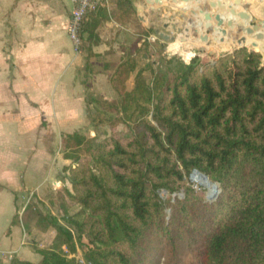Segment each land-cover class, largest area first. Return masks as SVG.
<instances>
[{"label":"trees","instance_id":"16d2710c","mask_svg":"<svg viewBox=\"0 0 264 264\" xmlns=\"http://www.w3.org/2000/svg\"><path fill=\"white\" fill-rule=\"evenodd\" d=\"M111 18L137 21L132 1L116 0ZM89 31L83 25L80 52L88 58ZM255 50L235 49L213 63L195 56L165 73L138 68L135 56L114 63L107 80L118 98L86 97L89 125L110 133L97 142L77 132L61 136L69 144L62 153L69 188L57 208L62 216L79 209L67 222L72 228L35 214L32 230L54 232L48 248L32 245L37 264H79L73 255L82 239L87 263L143 264L154 234L202 247L207 264H264V57ZM194 170L218 183L215 200L194 194ZM161 191L184 196L170 205Z\"/></svg>","mask_w":264,"mask_h":264},{"label":"crops","instance_id":"0c3cea01","mask_svg":"<svg viewBox=\"0 0 264 264\" xmlns=\"http://www.w3.org/2000/svg\"><path fill=\"white\" fill-rule=\"evenodd\" d=\"M115 1L110 0L106 9L89 13L84 21V28L93 35L90 50L94 56L88 58L86 50L74 52L67 34L70 0H0V249L14 252L13 259L34 264L41 260L31 249L38 231L32 230L29 221L25 227L22 213L29 199L69 187L63 182L62 172L69 161L63 159L58 147L62 135L80 133L83 128L88 116L86 97L116 99L107 80L116 63L114 58L119 57L120 62L127 54L131 57L138 52L145 36L154 34V27L161 22L169 25L167 29L162 27L163 32L175 33L171 28L175 24L165 20L169 18L165 8L169 0H159L162 6L155 0H131L137 21L131 18L124 24L111 18ZM187 1L192 7L197 3ZM229 3L216 0V8L212 9L216 13L210 23L216 26L224 21L221 15L226 12L222 15L225 21L233 19L241 33L219 42L218 50H226L231 43L234 46L254 42L264 55V25L260 23L264 22V0H243L239 9L261 25L256 31L244 27L248 24L239 12L224 11L226 7L234 9ZM162 7L158 19L154 12ZM200 15H192L191 19L197 20ZM239 20L244 23L243 28ZM87 32L82 35V43ZM201 32L202 28H198L197 33ZM247 32L255 38L243 42ZM223 34L219 31L218 35ZM186 35H180L171 46H181L184 57L189 59L194 52L191 43L182 41ZM158 42L160 46L167 45L162 40ZM16 214L20 215L18 223L12 224Z\"/></svg>","mask_w":264,"mask_h":264},{"label":"rangeland","instance_id":"374dc122","mask_svg":"<svg viewBox=\"0 0 264 264\" xmlns=\"http://www.w3.org/2000/svg\"><path fill=\"white\" fill-rule=\"evenodd\" d=\"M193 1H194V3L197 2L196 5L193 7L189 5V4H191V3H189L190 1L188 3L186 1H183L181 4H179L177 2V0H169V2H167V4H166L167 6L165 8H166V12L169 15V18L165 19V20H167L168 22L172 21L176 25V27L180 29L179 32H175L172 34V35H175V37H176L175 41L178 40L179 36L183 35L184 33H187L186 36H188L190 34V29L193 26L190 27L189 24L196 23V20L193 21L191 19V16L196 15V14L200 15V13H198L197 10L201 11V9H205V8L210 10L211 7H209L207 4L216 2V0H193ZM217 1L221 2V1H225V0H217ZM227 2H230L232 4V6L234 7V9H232V10L239 12L240 7H236L234 0L227 1ZM229 4H227V5H229ZM215 7H216V5H215ZM163 8L164 7H162L160 9V16L163 12ZM229 10L230 9L228 7H226V11L229 12ZM222 15H226V12L223 13ZM222 15H221V18L225 19L224 16H222ZM160 16H157L158 19L161 18ZM157 17H156V19H157ZM198 17L199 16H197V18ZM248 17L249 16H245L248 26L244 25V23H242V21L239 20L241 27L243 28V25H244V27L246 29L248 28V31H252L253 28H254L253 30L256 31L257 30L256 28L260 24L254 23L251 19L248 20L250 18V17L249 18ZM200 18H202V17H200ZM232 20L233 19L227 21L228 26L224 29L233 30L234 33H237V30L240 28L238 27V24L236 22H232ZM179 21L182 22L184 25L180 26V24L178 23ZM161 23L157 27H154V29H160L162 31ZM249 25L250 26L252 25V28H250ZM261 25H263V24H261ZM184 26H187V27H184ZM197 29L198 28H195V30H197ZM202 31H203V29H202ZM261 32L264 33V26H263V30H261ZM201 33H203V32H201ZM199 34L200 33H196L195 37L190 36V39L193 41V42H191V44L193 45L192 50L194 53H192V56L189 59H186L184 57L185 50L181 46L180 47L173 46V45L171 46V44L173 42L168 43V45H170L171 51H169V47L166 44H163V46H160L159 42L154 43L153 45L149 44L148 42H144L142 45H146V46L144 48H141V51L139 53L138 52L132 53V56L136 57V60L138 63V68L143 67L145 65H151L154 72L165 73L166 70H176L177 68L180 67L181 64L189 63L190 59L192 57H195V56L197 57V59L202 61V63H207V62L213 63L224 53H226V52L232 53L237 48L238 45H242V44H238L235 47V45L233 46L231 43L228 45L231 48L224 50V51L218 50L220 48V45H218L219 42H221L222 40H225V41L230 40V36L228 34L225 33L223 35H217L216 32H213V35L209 34L208 35V38L210 40L209 47L199 41V39L197 37ZM218 34H219V32H218ZM196 39H198V41ZM195 40H196V42H195ZM150 45L153 47H151ZM196 47H204V51H202V52L197 51ZM246 48H248L250 50L251 47H250V45H247ZM151 49H153V51L155 53L152 52ZM256 50H259V49H256ZM209 51H212L213 55H210L208 53ZM146 55L149 56L148 60H146L147 59ZM126 56L130 57L128 54ZM126 56H125V58L124 57L123 58L126 59L127 58ZM263 57H264V55L262 56V58ZM118 58L119 57L114 58V60H116V63H118L117 62ZM123 58H121V59H123ZM121 59H119V60H121ZM263 60H264V58H263ZM145 77H146L147 82L150 83L152 80L151 72H146ZM132 84H133V77L127 82L128 88H130ZM117 98L118 97L116 96V99ZM118 130L119 131H125V128L123 126H119ZM80 133L93 138L94 141L97 142L98 140H101L106 135H108L110 133V130L108 127H101V128L94 129L89 125L88 120H86L85 124L83 125V128L80 130ZM66 144L69 145L68 143H62L61 142V146L58 147V150L61 153H63L67 149ZM193 175L194 174H192V176ZM189 180H190L189 183H191L190 184L191 187L194 189V194L196 196H199V197L206 199V195H207L208 190L202 186L203 182H201L199 180L197 181L196 177L194 180H193V178L190 179V177H189ZM63 182L66 183V181H63ZM67 187H68V185H67ZM62 191L63 190H60L59 192H57V191L53 192L52 191L51 193H45V195L42 198L38 199L37 197H35V200L33 198L29 199L27 208L24 211V213H22V218H21L25 227H27L26 223L28 221H29L28 222L29 225L34 224V222L36 221V215L35 214L37 212H39V213L44 214V215H52V216L56 217L60 221V223H62L66 227L72 228V226L70 224H68L67 222L71 217H73L78 212L79 208L76 206H72L67 211V214H64L62 216L61 213L59 212L58 208H57V203H56V201H58L59 194ZM208 194H209V192H208ZM158 195L163 201H168L170 203V205H173V204H175V201L177 198L178 199L183 198L184 192L168 194L165 191H161L158 193ZM20 208L21 207L19 206V209H18L19 211H20ZM165 212L168 216L171 213L170 209H168V208L166 209ZM19 216L20 215L18 214V220H19ZM53 235H54V232L52 229H50L45 234H40V232H38V233H36V236L33 238L31 245L34 244L37 249H42L41 247L48 248L51 244ZM150 243H151L150 246L147 248V250L145 252L143 264H207V256H206L204 249L202 247H199V246H194V245L188 244V242L185 239L176 238V239H174V242L170 243L167 240H165L164 237L159 236L157 234H154V236L150 239ZM87 247H88L87 241L85 239H82V241L79 243V245L77 247L76 254L73 255V258L78 259V260L84 259V253H85ZM31 249H32V247H31ZM37 257L39 258V256H37Z\"/></svg>","mask_w":264,"mask_h":264},{"label":"water","instance_id":"95a60500","mask_svg":"<svg viewBox=\"0 0 264 264\" xmlns=\"http://www.w3.org/2000/svg\"><path fill=\"white\" fill-rule=\"evenodd\" d=\"M156 2H158L161 6H162V2L161 1H159V0H155ZM183 1H186V2H188L187 0H177V2L179 3V4H181ZM225 1H231V0H225ZM234 3H235V5H236V7H242L241 5H243V0H234ZM150 6H151V4L150 3H148ZM209 7H211V10H209V9H201V11H200V13H201V15L198 17V19L196 20V23H194L193 24V27L190 29V34L187 36V38H184V39H182V41H187V42H189V43H191V42H193L191 39H190V36H194L195 37V34L197 33V30H195V28H202L203 29V33H200L197 37H198V39H199V41L201 42V43H203V44H205L206 46H208L209 47V45H210V40H209V38H208V35L210 34V33H213V32H216V34L218 35V32L219 31H221V32H223V33H226V34H228L229 36H232L233 34H235L234 33V31L233 30H226V29H224V28H226L227 26H228V22L226 21H219L217 24H216V27L215 26H213L210 22L212 21V17H213V15L212 14H214V13H216V11L215 10H212V9H214V8H216L215 7V5H214V3H209V4H207ZM219 10L220 11H223V7H219ZM224 11H226V10H224ZM234 11L235 10H229V12H232V13H234ZM240 13V17L243 19V17H245V16H248L247 15V13L246 12H239ZM154 15L155 16H160V10H158V11H155L154 12ZM200 17H202V18H200ZM228 19V18H227ZM143 20V19H142ZM225 20V19H224ZM248 20H250V18L248 19ZM261 24H263L264 25V22H260ZM164 29H167L168 27H169V25L168 24H166V23H164V24H162L161 25ZM256 26V25H255ZM249 27L250 28H252V25L250 26L249 25ZM171 28H172V31H174V32H179V28H177L176 27V25H173V26H171ZM254 29V28H253ZM252 29V30H253ZM237 33L239 34V33H241V29H238L237 30ZM154 34L159 38V39H161L163 42H165V43H167V46L169 47V51H171L170 50V45H168V43H172V42H174L175 41V39H176V37H175V35H168V34H166L165 32H163V31H161L160 29H154ZM234 36V35H233ZM255 37L253 36V34L251 33V32H247L246 33V35H245V37H243V42H248L249 40H253ZM195 42H196V40H195ZM219 42V41H218ZM247 47V45L246 44H242V45H238L237 46V48L236 49H239V48H246ZM250 50H255V48H256V43H254V42H252L251 44H250ZM196 49H197V51H200V52H202V51H204V47H196ZM255 51H258L261 55H262V53L259 51V50H255ZM210 55H213V53H212V51H209L208 52ZM226 53H230V52H226ZM226 53H224V54H226ZM263 56V55H262ZM264 61V60H263ZM192 174H197V175H199L200 177H202V178H205L206 180H208L210 183H211V185L214 187V192L210 195V194H208V192H207V195H206V199L208 200V201H212V200H215L217 197H218V195H219V193H220V188H219V185H218V183H213V182H211L210 180H209V178L207 177V176H205V175H203V174H201L200 172H198V171H196V170H194L191 174H190V179H191V176H192Z\"/></svg>","mask_w":264,"mask_h":264},{"label":"built area","instance_id":"2783aa9c","mask_svg":"<svg viewBox=\"0 0 264 264\" xmlns=\"http://www.w3.org/2000/svg\"><path fill=\"white\" fill-rule=\"evenodd\" d=\"M72 8L69 15L67 34L73 44L74 52L78 54L82 46V27L87 15L98 9H106L110 0H70ZM160 39L154 34L145 36L142 42L154 44ZM28 204V203H27ZM14 252L4 251L0 249V264H11ZM79 264H90L84 259H75Z\"/></svg>","mask_w":264,"mask_h":264},{"label":"bare ground","instance_id":"6f19581e","mask_svg":"<svg viewBox=\"0 0 264 264\" xmlns=\"http://www.w3.org/2000/svg\"><path fill=\"white\" fill-rule=\"evenodd\" d=\"M236 19H237V18H236ZM224 43H226V42H224ZM236 45H237V44H236ZM236 45H235V47H236ZM229 48H231V47L228 46L227 49H229ZM227 49H226V50H227ZM255 49H258V48L256 47ZM223 50H225V47L223 48ZM195 177H196L197 181L199 180V181H202V182H203V185H202V186L208 190V192H209L210 195L214 192V187L211 185V183H210L208 180H206V179L200 177V176L197 175V174H195L194 176H192L191 179L193 178V180H194ZM202 179H203V180H202Z\"/></svg>","mask_w":264,"mask_h":264}]
</instances>
